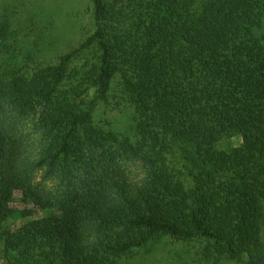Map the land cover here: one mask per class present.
<instances>
[{"label":"trees","instance_id":"1","mask_svg":"<svg viewBox=\"0 0 264 264\" xmlns=\"http://www.w3.org/2000/svg\"><path fill=\"white\" fill-rule=\"evenodd\" d=\"M93 6L56 63L0 72L3 264H120L162 237L264 264V0Z\"/></svg>","mask_w":264,"mask_h":264},{"label":"rangeland","instance_id":"2","mask_svg":"<svg viewBox=\"0 0 264 264\" xmlns=\"http://www.w3.org/2000/svg\"><path fill=\"white\" fill-rule=\"evenodd\" d=\"M6 21L10 23L9 35L3 45L0 44V72L8 70L9 58L20 66L24 61L31 67L40 63H56L61 55L79 46L94 32L93 0H0V26ZM102 107L96 116L98 122L107 117L105 123L110 120L116 130L131 132V107L124 105L122 110L108 111L107 114L103 112L104 105ZM239 142L240 138L232 137L223 143L234 146ZM262 239L264 242V219ZM0 264H3L1 258ZM120 264L244 263L231 259L207 262L202 259L197 242L186 243L162 237L124 258Z\"/></svg>","mask_w":264,"mask_h":264}]
</instances>
